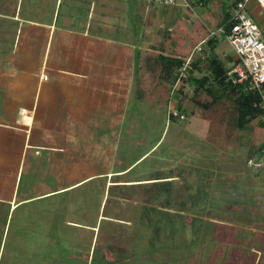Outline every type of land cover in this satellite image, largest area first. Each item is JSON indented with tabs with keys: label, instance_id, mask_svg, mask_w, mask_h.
<instances>
[{
	"label": "rangeland",
	"instance_id": "1",
	"mask_svg": "<svg viewBox=\"0 0 264 264\" xmlns=\"http://www.w3.org/2000/svg\"><path fill=\"white\" fill-rule=\"evenodd\" d=\"M131 2L133 13L128 14V11L126 13L128 14L126 16V33L123 32L124 35L118 42H116L117 46L124 48L126 53L128 51L132 52L133 62L131 65V72L126 68L123 70L111 69L109 65H106L103 62V52L101 50L93 51L91 48H88L82 53V58L74 53L69 57L66 56V59L63 62L53 60L50 64H55L56 62L57 66L44 71L47 78L51 81L62 78L63 83H66L67 85L70 84L72 79L77 81L84 79L83 82L87 83L89 80L88 78H90L89 85H92V82H95L97 88L96 92L98 93L102 89L106 95L107 101L105 102V107L103 109L107 112V117L103 116L104 114L101 113L102 109H100L99 112L93 111V114H91L93 117L92 124L90 122L87 123L88 120H84L83 122H86L84 125H78L77 127L72 128L74 131L77 130L74 133H68L70 131V126L73 125L72 121L74 119L66 118L67 115H64L61 111L55 113L58 116H62L64 119H53V122L58 120L66 126L63 127L66 131L64 135L70 136L74 141L70 146L71 150L76 148L80 152H84L89 146L93 147L92 143H97L101 144L102 147H107V150L103 151L106 152L105 156L109 157L107 160H112L111 155L114 151L113 148L117 146V155L120 159H118L115 153L116 158H114V160L118 163L121 161L125 165L133 160V156L135 158V156L138 155L139 149L148 150V147L155 145L156 147L154 150L156 154L151 156L148 160H152L154 163H156L155 161L157 159H163L165 162L168 161V163L170 162L173 166L169 169L178 166L180 163L196 165L200 162L215 159L216 155L208 150L204 143L208 123L191 116L190 112L192 111L193 104L187 101L185 102L187 104V109H190L191 111L187 112L188 117L181 121L180 126L183 131H185L186 135L191 137V140L195 139V141L190 144L181 145L172 143L173 139L177 137V134L175 135L174 133L173 136V130L171 132L167 131L166 133V128L168 129L170 124L168 111L167 115H165V120L167 121L166 128L165 125L160 127L162 124L159 122L158 126L160 129L157 128L156 130H158V132L156 133V130L152 126L145 125L142 118L144 115L140 112L136 113L137 105L133 104L131 106L132 108H135L132 112L131 119L135 118L137 120V114L139 119L141 118L142 120L143 124L141 126L147 128L144 140L136 138L141 135H137L135 138L131 139V135L126 134L128 121H125V127L122 129L119 124L116 125L112 122L110 124L107 123V121L110 120L108 119L109 116H113L112 113L115 112V115L118 114L116 111L117 109L115 108L117 103L114 101V98H116L118 94H124L126 100L130 99L128 93L130 90L129 85H132L133 83L132 77L135 53L146 48L149 44L160 41L161 37L159 31L172 26L173 19L181 9L179 7H183L182 0H178L175 6L149 7L147 12L148 23L142 26L140 24H134L139 19L137 14L141 12V9L139 8L141 5H144L145 2L141 0H131ZM85 8L86 7H84V9ZM182 9H184V7ZM150 10L153 11V15L149 14ZM80 16L84 18L88 17L86 13L85 15L79 14V17ZM250 17L259 25L264 33V11L261 9L260 15L259 13L250 12ZM81 20L83 21V18ZM38 29L39 28L34 26H30L28 29H21L19 36L15 38L16 49L19 52L18 55L21 53L23 60H21L20 64H18V62L15 64V71L12 73L14 90L19 97L30 100L33 99V94L30 93L29 90L33 91L39 84L38 80L42 68L41 56L45 52L47 42H49L52 47H57L61 44V39L58 33H55L53 37L50 38L47 29L43 27L40 32H38ZM218 37L220 38V43L216 49V54L219 55L223 62L226 63L227 67L230 68L231 63L227 57L229 55L234 56V50L224 35H219ZM109 42L114 41L110 39ZM129 52L126 55V59H129L128 57H130ZM15 54L17 55V52ZM18 55L17 57L20 58ZM199 56L200 55L196 56V59ZM49 60H52V58ZM82 66L97 69L93 71V74L87 75L86 73L82 74L84 73L82 71ZM79 67L82 70H80ZM27 75L28 78L26 77ZM5 76L12 80L10 73L5 74ZM101 82L102 84H105L103 88ZM98 84L101 85L98 86ZM46 85L47 84L44 85L43 91L47 94ZM106 86L109 91L105 88ZM188 90H190V87ZM64 93L65 94L57 92L58 95H64L63 99L68 95V92L65 91ZM52 94L48 93L49 96ZM29 101L28 104L24 103L27 108H30ZM64 101L66 103V101H70V99ZM20 115L23 116L24 114ZM160 117H158V119H160ZM162 118L164 120V116ZM27 122V118L21 117L22 124L26 125ZM99 124H101L103 128H100ZM88 125H92L91 130L100 131L102 129H107L108 133L102 135L93 133L94 137L90 135L88 136L86 134L87 131H91L89 130ZM96 126H99V128L96 129ZM49 130L51 131V129ZM159 131L161 132V135H158ZM58 135L59 136L55 139L57 140V143H61L63 140L60 141L59 137L62 135ZM127 137L128 140L123 144ZM70 138L68 145L70 144ZM129 145H132V150L136 149L135 151H131L134 155L124 152L126 146ZM39 149V154L44 157V152H41L42 148ZM87 156H89V154H87ZM218 156L221 157V155ZM87 158L90 162L99 161V158ZM104 160L105 159L100 160L101 165L98 168L101 173L108 172L115 167L106 166L107 161ZM45 162L46 160L43 159H40L39 165H35V162L29 165V162H26V172H28L30 168L31 170L30 173L20 176L19 181L21 182L22 188L26 184H29L31 190L33 186L36 189H43L44 187L57 189L59 186L65 187L78 180L76 178V173H74L73 177L62 173L59 175L55 166H52L51 168L49 163L42 165V163L45 164ZM227 163V171L229 172L230 169L234 168L235 164H232L233 162L230 163V160H227ZM92 166L93 167H89V169L97 168L95 163H93ZM77 173L80 175L78 177L84 176V173H80L79 171ZM200 174L201 172H198L197 175H195L198 177ZM229 174L227 173L226 176L227 182L218 185L214 190L215 193L209 197L207 202L203 199L195 209V211L202 212L205 215V220H216L217 225L215 228L211 225L213 220L210 223H205L204 221L203 224L207 230H209L208 234H203L201 237L196 238L192 245L191 243H184L178 247L173 245L171 246V249L162 246L156 247V245H158L156 241L152 242V246L155 247H151L150 244L149 247H146L145 243V246H140L139 249L133 250L128 257L119 258L118 260L116 259L108 264H190L191 262H193V264H264V185H262V183L258 184L255 177H252L253 182L251 184L246 180L248 176H245L244 169L237 175L231 173V178L229 177ZM253 175L254 174H252V176ZM51 177H55V181ZM9 179L4 177V182L0 181V264H106L100 263L99 261L100 253L97 240L95 238L94 241L91 240L94 235L93 231L90 228L89 230H80L78 229L79 226L75 223L76 221H79L78 219L76 220V217H82V213L85 212V193L93 189L94 183H88L80 188L56 196V198L38 199L20 203L10 211L11 198L8 196L14 190V185ZM189 180H191V176L186 179V181ZM38 181H40L39 186ZM101 183L100 180L97 181V187L99 190L98 202L100 203L105 196V187H101ZM237 185L241 187L240 191H236L238 188L235 186ZM233 186L234 191H232ZM17 188L20 189L19 184ZM248 189L257 197V202L250 206L251 209L249 211V214L253 218L247 216V214L243 215V213L237 218H234L233 216L231 217L230 212L232 213L233 210V206L230 204V201H232L230 200V197H233L231 195H233V193L235 194L233 198L234 201H237V205L238 202L241 203L240 207H242V200L248 198V193H250L248 192ZM203 192L205 193V191ZM108 193L109 192H107L106 200L108 199ZM215 198H217L219 202L216 204H213L212 202L208 205V202ZM258 200L260 201L258 202ZM96 201L97 198L95 197L91 199L92 203H98ZM88 206L94 208L95 204L93 206L90 203ZM168 206L174 208L173 204H169ZM227 211H229V213H227ZM93 212L94 214L96 213V208L93 209ZM95 221L96 220L92 221V223L95 224ZM82 223L84 226V221H82ZM85 224L87 225L88 223ZM93 224H91V226ZM140 237L141 235L138 238ZM149 237L151 239L153 238L152 235ZM178 241V238L175 237L174 244L177 245ZM191 254H193L194 258L190 263H187V260L185 261L182 259L184 256H191Z\"/></svg>",
	"mask_w": 264,
	"mask_h": 264
},
{
	"label": "trees",
	"instance_id": "2",
	"mask_svg": "<svg viewBox=\"0 0 264 264\" xmlns=\"http://www.w3.org/2000/svg\"><path fill=\"white\" fill-rule=\"evenodd\" d=\"M21 1L19 7L23 15L29 14V17L36 18L38 23H53L55 5L48 7L35 5L33 8L28 0ZM141 1L145 4L140 6L142 13H137L139 19L134 25L144 26L148 23L149 7H170L153 5L149 0ZM211 1L213 0H196L189 7L184 5L186 13H182L172 26L159 31L160 41L149 44L135 53L131 100L127 104L125 121L131 123L126 134L131 135V139L141 135L136 138L144 140L147 128L141 126L143 123L137 114V120L131 119L135 109L131 107L133 104L137 105L136 113L144 115L142 118L145 125L156 130L164 125L166 128L165 115L172 103L180 116L186 117L187 112L191 110L187 109L185 102L192 103L191 116L208 123L204 143L206 148L216 155L215 159L196 165L180 163L169 169L173 166L168 161L157 159L154 163L148 160L156 154L154 150L156 145L148 147V150L139 149L138 155L135 158L133 156L130 170L125 174L124 170L116 172L114 181L109 186L108 199L104 202V221L101 222L97 237L100 263L108 264L116 259L126 258L133 250L145 246V243L146 247H149V244L155 247L152 246V242L156 241L158 243L156 247L171 249L173 245L175 247L184 243L192 245L196 238L208 234L209 230L203 223L204 221L210 223L213 219L205 220V215L195 209L203 199L207 202L218 185L227 182V173H230V177L231 173L237 175L244 169L245 176H248L246 180L252 184V177H255L258 184L264 185V170L255 173L248 167L249 160L254 156L264 158V109L260 105V95L246 92L241 85L233 83L228 75L234 62L233 57L226 56L231 63L229 68L216 54L220 38H210L208 25L202 20H191V11L194 7H199L201 2L203 7H206ZM31 10L33 14H30ZM47 10L52 14L45 21L43 18ZM230 18L231 12L222 7L214 28L218 29L225 25ZM85 23V20H81L79 24L83 26ZM92 25L94 27V23ZM205 39L209 41L203 53L192 62L188 70L189 78L179 83L180 71L186 60ZM160 116H164V120ZM169 119L170 124L168 129L166 128V133L173 130V136L174 133L177 134L172 141L173 144L185 145L195 141L183 131L180 117L171 115ZM159 122L162 124L160 127ZM158 135H161L160 131ZM126 140L128 137L123 144ZM132 149V145L126 146L124 152L132 154L131 151L136 150ZM227 160L235 164L229 172ZM121 168H125V165ZM198 172L201 174L197 177ZM190 176L191 180L186 181ZM144 180L148 183H144ZM235 187L238 188L236 191H240L239 185ZM248 194V198L242 200V207L241 203L238 202L237 205V201H234L235 194L231 195L233 196L230 197L232 200L230 204L233 206L231 217L237 218L243 213L253 218L249 211L250 206L257 202V197L251 192ZM212 200L208 205L219 202L217 198ZM169 204H173L174 208H170ZM211 225L215 228L216 220H213ZM151 235L152 239L149 237ZM175 237L179 240L177 245L174 244ZM193 258L191 254L182 259L190 263Z\"/></svg>",
	"mask_w": 264,
	"mask_h": 264
},
{
	"label": "crops",
	"instance_id": "3",
	"mask_svg": "<svg viewBox=\"0 0 264 264\" xmlns=\"http://www.w3.org/2000/svg\"><path fill=\"white\" fill-rule=\"evenodd\" d=\"M21 2V0H0V181L4 182V177H7L8 179L10 178V182L14 185V190L8 196L11 198L10 211L20 203L38 199L56 198V196L80 188L88 183H94L93 189H91L93 191L90 190L88 191L89 193H85V212L82 213V217H76V220L78 219L79 221H74L76 225L79 226L78 229L80 230H89L90 228L94 233L91 240L94 241V238L97 240L101 222L104 221V202L107 197L109 186L112 181H114L113 179L116 172L124 170V174L127 173L130 170L132 163L128 162L127 165H125L121 161L118 163L114 160V158H116L115 153L118 159H120L117 155V146L113 148L114 151L111 155L112 160H107L109 157L105 156L106 152L103 151L107 150V147H102L101 144L92 143L93 147L89 146L84 152H80L76 148H73L72 150L70 149V146L74 141L70 136L64 135L66 131L63 127L66 126L63 125L61 121L55 120L53 122V119H64L62 116H58L55 112L61 111V113L67 115L66 118L74 119L72 121L73 125L70 126V131L68 132L74 133L77 130L74 131L72 128L77 127L78 125H84L86 123L83 122L84 120H88L87 123L90 122L92 124L93 117L91 114H93V111L99 112V110L102 109L101 113L104 114L103 116L107 117V112L103 109L105 107V102L107 101L106 95L102 89L98 93L96 92L97 88L95 82H92V85H89L90 78H88L89 80L87 83L83 82L84 79L78 81L72 79L70 84L67 85L66 83H63L62 78L51 81L47 78L44 71L57 66L56 62L55 64H50L53 60L63 62L66 59V56L69 57L74 53L82 58V53L88 48H91L93 51L101 50L103 52V62L104 64L109 65L111 69L123 70L126 68L131 72V65L133 62L132 52L128 51L130 57H128L129 59H126L128 52L126 53L124 48L117 46L116 42H118L124 35L123 32L127 30L126 16L133 13L131 7L132 2L131 0H28V3L31 4V7L33 8L35 5H42L44 7L55 5L56 9L52 24L38 23L36 22V18H30L28 13L27 16L23 15L19 7ZM234 2L235 0H213L208 3L206 7H194L191 11V20L200 19L208 25V31H213L216 29L214 27L218 22L221 8L225 7L231 12ZM84 7H86V10ZM249 7L250 12L259 13L260 15L261 8L255 2H252ZM179 8L181 9L173 19V24L182 13H186L185 9H182V6ZM14 11H16L15 14H13ZM127 11L128 14H126ZM149 12L150 15H153L152 10ZM85 13L88 15L87 18L79 17V14L85 15ZM30 14H33V10H31ZM51 14L50 10H47V13H44L45 17L43 20L46 21L49 19L48 17ZM82 18L83 20L86 19V24L83 26L79 24ZM93 23L94 27L92 25ZM30 26L39 28L38 32L44 27L49 31L50 38H52L55 33H58L61 39V44L57 47L50 46L49 42H47L45 46V52L41 56L42 68L38 80V87L35 89L33 88V91L29 90V92L33 94V99L31 100L18 96L14 90L12 79V73L15 71V64L17 62L20 64L21 60H23L21 53L18 55L19 52L16 49L15 38L19 36L21 29H28ZM110 39L114 42H109ZM15 51L20 58L17 57ZM51 58L52 60H49ZM82 67L83 70L79 67L80 70L84 72L82 74L86 73L87 75L93 74V71L97 69L89 68L87 66ZM7 73H10L12 80L5 76ZM26 77L28 78V75ZM45 84H47L46 92L50 94L53 93L51 96L43 91ZM100 85L98 84V86ZM104 86L105 84H102V88ZM129 86L130 90L128 95L130 96V99L126 100L124 94H118V96L114 98V101L117 103V106H114L117 109L116 111L118 114L115 115V112L112 113L113 116H109L108 119L110 120L107 121L109 124L111 122L116 125L119 124L121 129L125 127L127 104L131 100L132 85ZM105 88L108 90L107 86ZM65 91L68 92V95H66L64 99V95L57 94V92L65 94ZM67 99H70V101H66L65 103L64 100ZM28 101L30 108H27L24 104H28ZM20 114L24 115L21 116ZM21 117L27 118L28 122L26 125L21 123ZM88 126L89 130H91L92 125ZM99 126L100 128H103L101 124H99ZM99 126H96L95 128L97 129ZM130 126L131 123L128 121L126 128H129L128 130H130ZM49 129H51V131ZM93 133L102 135L107 134L108 131L107 129H102L100 131L92 129L91 131H87L86 134L88 136H93ZM58 134L62 135L59 137L60 141L63 140L61 143H57V140L55 139L59 136ZM69 138L70 144L68 145ZM39 148H42L41 152H44V157L39 154ZM87 154H89V156H87ZM87 157L99 158V161L90 162ZM40 159L46 160L45 164L42 163V165L49 163L51 168L52 166H55L59 175L62 173L73 177L74 173H76V178L78 180L65 187L59 186L57 189L50 187L36 189L33 186L31 190L29 184H26L22 188L19 178L26 173H30L31 170L30 168L29 171L26 172V162L28 161L29 165L34 162L36 163L35 165H39ZM101 159L107 161L106 166L115 167L105 173L99 172L98 168L101 165ZM93 163L96 164L97 168L89 169V167H93ZM124 165L125 168H121V166L124 167ZM78 171L84 173V176L78 177L80 176L77 173ZM51 178L54 179V181L56 179L55 177ZM99 180L100 183L102 182L101 187H105V196L101 203L98 202L99 190L97 187V181ZM143 182L148 183L145 180ZM18 184L20 185V189L17 188ZM39 185L40 181H38V186ZM94 197L97 198L96 202L98 203L91 202V199ZM90 203L93 206L95 204V214L93 212L94 208L88 206ZM94 220H96L95 224L92 223ZM82 221H84V226ZM85 223L88 224L86 225ZM91 224L93 225L91 226Z\"/></svg>",
	"mask_w": 264,
	"mask_h": 264
},
{
	"label": "built area",
	"instance_id": "4",
	"mask_svg": "<svg viewBox=\"0 0 264 264\" xmlns=\"http://www.w3.org/2000/svg\"><path fill=\"white\" fill-rule=\"evenodd\" d=\"M186 7L191 6L196 0H182ZM153 5L177 4V0H149ZM255 2L264 11V0H235L231 10V18L228 23L218 29L210 31V38L217 39L224 35L234 50V62L229 72V78L234 84L241 85L246 92L258 93L261 98V107L264 109V33L259 25L250 17V4ZM203 7V2L200 3ZM208 39L202 41L193 51L180 71L179 83L188 79V70L196 56L203 53ZM180 117L185 120L186 116L179 114L172 103L168 110V116ZM248 167L258 173L264 170V158L254 156L248 162Z\"/></svg>",
	"mask_w": 264,
	"mask_h": 264
}]
</instances>
